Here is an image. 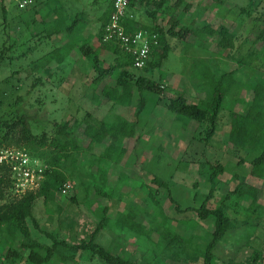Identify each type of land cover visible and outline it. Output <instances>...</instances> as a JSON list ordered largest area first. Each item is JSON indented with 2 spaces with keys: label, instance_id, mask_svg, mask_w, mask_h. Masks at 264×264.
Here are the masks:
<instances>
[{
  "label": "rangeland",
  "instance_id": "obj_1",
  "mask_svg": "<svg viewBox=\"0 0 264 264\" xmlns=\"http://www.w3.org/2000/svg\"><path fill=\"white\" fill-rule=\"evenodd\" d=\"M35 1L37 0H33L28 7H18L17 0H0V123L13 119L16 114L25 113L31 117V132L40 137L43 131L50 133L54 122L80 119L83 123L77 127V134L87 147L89 138L83 134L84 124L90 123L97 127L101 121L111 120L115 116L124 117L128 121L136 120L137 132L141 137L139 140L127 138L123 141L127 152L121 165L128 176L116 181V177L111 175L114 168L108 170L109 184L119 187L123 195L119 202L110 204L108 215L111 221L97 232L96 241L105 247L113 248L114 253L119 252L143 264H202L201 258H190L187 262L168 257L166 254L169 252L163 251L164 242L161 236L151 227L164 230L163 223L166 222L172 232L187 240L186 252L192 255L194 247L205 246L213 230L211 220L200 219L195 210L187 208L197 207L207 199L211 187V168L223 165V170L213 179L215 191L213 190L212 196L206 200L211 207L219 205L223 194L232 190L236 183L242 180V177H238L239 166H236V163L239 155L245 159L249 156L225 146V140L230 129L231 113L245 112L252 97V82L264 78V43L256 40V35L264 23V0H180L173 10L168 7L175 0H163V7L171 11L177 19L175 30L183 25L197 30L189 33L183 40L168 36L167 55L164 58L156 56L157 64L147 72L128 69L125 78L131 82L143 74L164 85V92L161 94L142 91L140 95L134 88V94L128 104L109 101L101 93L103 85L115 84L121 68L95 81L99 71L93 67V56L97 58L100 68L115 63L117 59V55L100 45L101 42L97 39L100 21L96 18L100 14L94 6L102 5L104 9H108L110 0H75L73 16L71 15L72 19L78 17L73 26L74 35L80 37L83 32V35L87 36L86 40L92 44V53L84 55L75 47L63 61H57L55 55L59 53L56 47L65 45L66 36H56L50 40L33 38L25 26L20 24L21 19L23 22L27 21V16L21 18L18 14L22 9L27 13L36 10L39 4ZM5 7L7 12L4 13ZM151 10H157L155 17L150 15ZM134 11V18L139 23L163 26L164 30L171 24L168 22L169 14H163L162 10L153 4L140 5ZM220 26H225L232 34L231 45L224 46L220 43ZM38 28L41 26L38 25ZM36 43L39 44L34 48ZM49 49H53L54 54L50 59H46ZM250 50L258 51V56L251 61V66H240L238 61L244 52ZM188 54L193 57L190 61ZM199 60L207 61L219 71H234L233 77L236 80L222 102L211 135L207 134L209 120H190L183 126L166 108L169 98L178 94H183L188 103L205 99V88L200 85L199 76L193 66ZM141 96L145 97V104L142 112L136 117L134 111ZM3 131L0 124V135ZM109 142L110 139L106 138L104 142L86 148L77 163L91 160L93 154H99ZM20 147L25 146L3 145L0 150ZM26 149L37 153L45 148ZM38 160L46 163L44 159ZM240 167L241 171L248 173L247 164ZM91 169L94 171L95 164ZM154 176L164 180L167 187H159L153 183ZM245 180L249 182L251 178L247 177ZM69 183L71 188L66 194L57 193L54 201L50 203L51 214L46 211L42 197L34 201L32 216L39 228L34 227L30 218L27 219L32 238L50 244L51 240L47 236L49 232L59 239L78 240L88 237L95 228L100 219L95 211L104 206L107 199L96 195L89 184L86 189L78 185L76 179ZM143 183L156 191L162 212L167 217L165 221L160 215H152L156 208L147 201L146 187H141ZM10 192L3 199L0 198V204L13 195H19L13 187ZM243 202L247 204L246 200ZM176 205L180 209H177ZM129 208L140 212L136 218L143 225L144 231L135 234L120 231L115 227L116 213H127ZM234 208L239 211V216L231 215L232 228L238 230L239 226L241 230H248L243 225L252 222V215L248 216L249 212H241L244 209L242 207ZM252 226L254 237H247V247L250 250H241L238 254L242 257L243 264H264V218ZM11 246L17 247L18 242L15 241ZM7 248L6 246L0 252V264H25L26 250H23L22 256L17 257L15 261L10 259L5 262ZM59 250L69 253L62 247ZM255 251L260 253L259 260L250 256ZM216 254L212 264H224L219 246ZM73 257L74 262L69 260L64 264H104L97 255L88 250L78 251Z\"/></svg>",
  "mask_w": 264,
  "mask_h": 264
},
{
  "label": "trees",
  "instance_id": "obj_2",
  "mask_svg": "<svg viewBox=\"0 0 264 264\" xmlns=\"http://www.w3.org/2000/svg\"><path fill=\"white\" fill-rule=\"evenodd\" d=\"M163 3V0H145L142 6L153 4L161 9L163 14H169L168 22L171 24L166 30H164L163 26L139 23L137 19L134 18L135 11L132 8L129 10L132 17L126 16L123 22L128 32L141 29L149 35L153 33L157 35V45L151 49L146 64L140 69L144 72H147L151 67L157 64L155 62L156 56L164 58L167 55L169 51L168 36L178 37L183 40L189 33H193V31L196 32L197 30L187 25H183L175 30L177 19L168 9H175L180 3V0H175L169 5L168 9L163 7ZM28 6L29 5L26 7ZM110 7L111 0L108 9H105L101 15L97 39L101 42L100 45L117 55V59L115 63L100 68L97 58L93 56V67L99 71V75L95 78V81L103 78V76L111 74L112 71L118 68H121V71L117 74L115 84L103 85L101 93L107 100L122 104L130 103L135 89L140 95L142 91H149L157 94L163 93L164 85L146 75L141 74L137 76L134 82L127 80L125 74L128 69H137L133 66L132 55L123 51L116 42L102 41L103 29L109 19L111 11ZM25 11L26 10L22 9L18 14L21 18L27 16V21L23 22L21 19L22 23L20 24L25 26L31 37L38 39L41 37L50 40L54 33H62V35L64 34V36L67 37L64 43L65 45L56 47L59 51V53L55 55L57 61H63L75 47L84 55H90L92 53V44L87 41L86 38L83 39L81 36L77 37L74 35V29L72 28L75 20L69 25L64 26L57 23L56 28H46L43 26L39 29L38 25L35 24V17L32 16L34 14ZM156 11L157 10H151L149 13L152 17H155ZM3 12H7L6 7L3 8ZM45 31L48 32L43 34ZM218 32L221 37L220 43L224 46L228 44L231 45L232 34L228 32L227 28L225 26H220ZM256 40L264 43V23H262L256 35ZM38 44L39 43H36L34 48H37ZM52 50L53 49L48 50L49 53H46V55H48L45 57L46 59H50L51 55L54 54ZM62 51H64L63 54ZM257 52L258 51L255 50L244 52L238 64L240 66H251V61L258 56ZM187 58H189L188 60L190 61L193 57H191V54H188ZM193 66L195 67V72L199 76L200 85L205 88V99L196 103H188L183 94H178L169 98L166 108L169 112L174 114L175 119L181 121L183 126L190 120H195L197 122H202L205 119L209 120L210 126L207 134L211 135L215 129L217 115L220 111L222 102L236 83L233 77L234 71H219L204 60L195 62ZM251 90L252 97L245 112L239 113L234 111L231 113L230 129L227 139L225 140V146H229V148L239 152V154L243 153L248 155L249 157L247 159L239 155L236 166L240 167L242 164H247L249 166L247 174L250 176H248V178H251V180L256 178V180L264 181V78L262 77L254 80ZM144 104L145 97H139L134 111L136 117L142 112ZM30 119L31 117L25 113H19L16 114L13 119H6L0 123L1 128L4 130L0 135V147L3 145L22 144L26 148L32 150H36L38 147L45 148L37 153H32L25 147H20L24 148L32 157L46 160L44 164L47 166L43 172L44 177L36 189L26 191L17 196L13 195L0 204V232L2 234L0 252H2L6 246L8 247L4 256L5 262L10 259L15 261L17 257L22 256V251L26 250L27 255L24 258L25 264H64L69 260L74 262L73 256L78 251L88 250L97 255L104 264H143L132 260L130 257H125L119 254V252L114 253L112 251L113 248L105 247L96 241L97 232L111 221V217L108 215L110 204L112 202H119L123 195L119 187H113L109 184L110 173L108 170L111 167L114 168V172L111 175L116 177V181L121 180V177L128 176L123 171L121 165V161L127 152V147L123 141L127 138L139 140L141 134L137 132V121H128V119L124 117L115 116L111 120L101 121L97 127L90 123H86L84 124L83 134L89 138V143L88 146L85 147L77 134V127L83 123L82 120L74 119L73 121L64 120L61 122H54L49 134L43 131L41 136L38 137V135L31 132ZM106 138H109L110 142L105 145L104 149L99 154L94 153L91 160L77 163L80 155L86 148L96 143H102ZM93 164H95L94 171L91 169ZM222 170L223 165L221 164L211 168V173L209 175L211 187L206 197L207 199L212 196L213 190L215 191L213 187L215 184V181H213L214 177ZM238 177L240 178L239 175ZM73 179L78 180V185L83 188L87 189V185H91L96 195L107 199V203L97 208L95 211L96 215L100 218L95 228L88 237L78 240H69L68 238L59 239L49 232L46 233L51 240L50 244H44L38 239L32 238L27 219L30 218L34 227L39 228L36 219L32 216L34 201L38 197H42L46 204V211L51 214L50 203L54 201L57 193L61 194L60 189L62 184L67 181H72ZM152 182L156 183L159 187H167V183L159 177L154 176ZM143 186L146 187L147 190V201L156 208V211L152 215H160L162 220L165 221L167 217L162 212L161 204L156 197V191H153L149 185L145 183L141 185V187ZM12 187L13 183L9 169L5 165L0 164V198L3 199L8 193H11L10 190ZM258 191L259 188L257 186L243 178L236 183L232 190L227 191L219 205L211 207L210 204H207L208 201L206 202V199L197 207H187L191 210H195L198 218H208L213 221V230L210 232V238L206 241L203 248L199 246L194 247L192 255H188L186 252L185 244L187 240L172 232L166 222L163 223L164 230H160L158 227L155 228L153 226L151 228L157 231L161 236L164 242L163 251L169 252V254H166L168 257L174 258L175 260L182 259L187 262L190 258H193L192 260L201 258L202 264H212L217 255L216 250L218 244L224 238L226 232L231 228V217L226 212L225 201L230 197H235L237 199L245 197L250 200V204L253 206L256 202ZM176 208L180 209L178 205H176ZM139 213L140 212L134 208H129L127 213H116L117 216L114 221L115 227L123 232L129 231L135 234L139 233V231L144 229L143 225L136 218ZM15 241L18 242V246L12 247L11 244ZM60 247L66 249L69 253L62 252L59 250ZM250 256H253L254 260H259L260 253L255 251Z\"/></svg>",
  "mask_w": 264,
  "mask_h": 264
},
{
  "label": "built area",
  "instance_id": "obj_3",
  "mask_svg": "<svg viewBox=\"0 0 264 264\" xmlns=\"http://www.w3.org/2000/svg\"><path fill=\"white\" fill-rule=\"evenodd\" d=\"M32 2L33 0H18V6L24 7ZM144 2L145 0H111L109 19L102 34V41L116 42L123 51L131 54L133 66L137 69L143 68L146 64L151 49L157 45V35L155 33L149 35L141 29L128 32L123 22L126 16L132 17L130 8L136 9ZM0 164L9 169L13 188L18 194L36 189L47 167L22 148L0 150ZM70 188V183L64 182L60 189L61 194H66Z\"/></svg>",
  "mask_w": 264,
  "mask_h": 264
},
{
  "label": "crops",
  "instance_id": "obj_4",
  "mask_svg": "<svg viewBox=\"0 0 264 264\" xmlns=\"http://www.w3.org/2000/svg\"><path fill=\"white\" fill-rule=\"evenodd\" d=\"M35 2L39 4V6L36 7V10L33 9L31 12L32 14H34L32 16L35 17L36 19L35 24L41 27L45 26L46 28H56L57 23H60L65 26V25L71 24L73 20H75L76 22V20L78 19V17H76L75 19H72V16H73L72 9H73L75 0H37ZM94 7L96 10H98V14H100L96 19L100 21L101 15L105 11V9L103 8L102 5L94 6ZM72 29L75 30L74 27ZM63 35L62 33L60 34L54 33L52 34L51 37L53 38H55L56 36L62 37ZM81 36L82 38L83 37L87 38V36L83 35V32H81ZM241 170H242L241 167L240 169L238 168V175L240 176V178L242 177V179L243 178L247 179L248 175ZM250 182L251 184L259 188L257 199L253 206H251L250 200L245 197L238 198V199L230 197V198H227V200L225 201L226 212L230 215V217H232L231 215L239 216V213H238L239 211H237V209H235L234 206H237V208L242 207L244 209L241 210V212H245V213L249 212L248 216L249 214L252 215V217L250 218L252 222L251 223L248 222L247 225H243L244 228H248V230L246 229L241 230L239 229V226H238L237 227L239 230L238 231L234 229V227L232 228L231 226V228L226 232V234L224 235V238L218 244V246L220 247V250L223 253L224 264H243V261L241 260L242 257H240V254L238 253L241 252V250L242 251L250 250V248L247 247V237L248 236L250 238L254 237L255 233L254 231H251L253 228L252 225L253 224L257 225V222L260 221V219L262 220L264 218V181L256 180L255 178L254 180L253 179L250 180ZM225 194H223V196ZM223 196L221 197L220 203L223 200ZM245 200L247 201V204L243 202ZM206 220H211V219L207 218ZM211 222L213 224L212 220ZM230 259H232V261ZM244 264H253V263L245 262Z\"/></svg>",
  "mask_w": 264,
  "mask_h": 264
}]
</instances>
